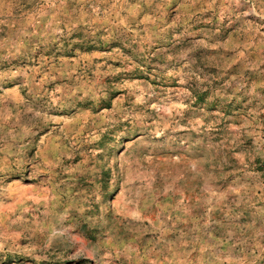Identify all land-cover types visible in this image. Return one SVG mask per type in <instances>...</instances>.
Here are the masks:
<instances>
[{"label":"rangeland","instance_id":"1","mask_svg":"<svg viewBox=\"0 0 264 264\" xmlns=\"http://www.w3.org/2000/svg\"><path fill=\"white\" fill-rule=\"evenodd\" d=\"M0 264H264V0H0Z\"/></svg>","mask_w":264,"mask_h":264}]
</instances>
